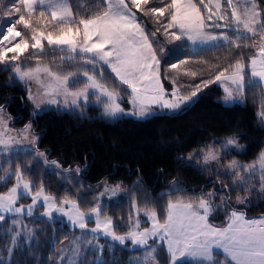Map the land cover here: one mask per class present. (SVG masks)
I'll return each instance as SVG.
<instances>
[{"label":"trees","instance_id":"1","mask_svg":"<svg viewBox=\"0 0 264 264\" xmlns=\"http://www.w3.org/2000/svg\"><path fill=\"white\" fill-rule=\"evenodd\" d=\"M194 1L201 7L206 30L228 33L230 40L241 46L222 42L213 47L194 49L184 37L172 40L164 35L163 25L168 23L171 10L163 17H153L133 9L137 12L138 22L153 41L166 86L180 88L183 93L199 85L193 102L178 111L161 109L147 118L127 113L110 116L105 112L108 101L103 99L100 104H81L70 111L47 110L34 114L28 87L15 77L12 70L15 64L30 69L39 63L56 69L62 75L76 73L72 76L75 82L71 81L70 85L75 90L85 84L83 73L87 71L110 90L119 93L125 110L131 108V89L121 85L105 67L85 64L79 57L61 60V57L70 54L51 47L39 56L29 48L7 70L6 65L0 64V106L7 110L14 127L32 123L41 135L38 151H45L49 160L59 163V167H49L38 160L34 151L5 156L0 161V177L8 173L12 175L6 182L0 180V193L14 185V173L19 168L24 179L35 188H44L59 202L64 199L78 202L84 211H88L99 203L108 183L120 184L127 195L113 203L104 201L101 211L103 217L114 220L117 235L130 232L134 208L146 213L155 210L159 221L164 223L169 201L198 205L200 199H208L215 209L208 220L217 227L228 224L232 211L242 212L248 218L264 216V191H261L259 181L248 179L244 184L236 185L230 175L198 165L201 154L209 149L221 151L224 158H241L247 163L258 161L264 151V115H261L264 112V85L256 83L245 87L242 104L226 105L222 102L224 90L215 81L216 75L225 69V74L233 72L234 65L240 61L249 76L250 60L258 51L256 40L253 35H248L251 39L236 40V23L231 19V8L226 0L222 12L225 18L228 15L226 27L212 25L222 13L212 11V20L209 21L207 17L210 13L199 4V0ZM170 2L150 0L145 7H165ZM254 2L260 10L261 20H264V0ZM15 4L17 0H0V30L4 31L7 17L13 22L21 14L28 18L23 7L19 14L7 11ZM70 6L73 18L77 20L88 18L104 8L102 0H70ZM39 11L40 8H37L31 19L33 26L38 27L36 20L40 19L41 30H52L54 22L48 24L50 14L40 18ZM16 27L31 43L30 31L23 25ZM171 31L176 30L169 29ZM259 33L264 35V32ZM180 61L187 63L180 64ZM172 64H177L178 68L172 69ZM190 72L196 75H189ZM204 81L213 82L205 87ZM228 138H234L236 145L244 147V150L232 149L233 145L226 144ZM194 153L198 154L191 157ZM256 175L250 179L257 178ZM208 193H213L211 198ZM146 213H142L144 217L141 214L138 217L143 219ZM2 216L0 264H57L65 250L78 239L83 243V255L76 264H170L167 246L157 239L155 243L151 240L146 247L132 248L106 238H97L85 229L71 227L63 219L48 218L39 213ZM142 225H147V221ZM99 243L106 244L101 253L96 250ZM149 249H154L155 259L145 261ZM213 261L227 264L224 255L215 254ZM192 264L196 262L192 261Z\"/></svg>","mask_w":264,"mask_h":264},{"label":"snow or ice","instance_id":"2","mask_svg":"<svg viewBox=\"0 0 264 264\" xmlns=\"http://www.w3.org/2000/svg\"><path fill=\"white\" fill-rule=\"evenodd\" d=\"M18 3L23 6L28 18L26 19L25 15L21 14L14 24L7 27L6 33L0 30V64L6 65L5 70L7 67H11L13 62L17 61L19 56L29 48L38 50V56L42 54L45 47L43 42L46 41L48 46H54L62 52L70 53L67 57H61V60H73L79 57L85 64L97 65L103 62L104 65H107L120 84L131 89L130 102L137 109L136 114L141 116L146 114L150 104H160L162 107L171 109L179 108L182 102L197 95L199 85L196 86L195 91L191 92V96L180 97L178 90L174 89L172 92L174 99L165 98V89L161 82L159 69L160 60L157 58L153 41L149 39V35L138 22L137 12H134L133 9L143 11L145 15L151 14L153 17H163L166 12L171 10L168 23L163 25V29L164 35L172 40H181L183 37H187L193 42L200 40L203 43L222 39L236 47L241 46L230 40L227 34L222 37L207 35L204 31L206 27L205 17L201 13V7L194 0H171L165 7L148 8L145 6L150 4V0H102L103 11L78 20L73 18L69 0H18ZM212 3L215 4L216 11L221 9L220 0H208V4H205V0H199V4L210 13L207 17L209 21L212 20L213 9L209 7ZM226 3L231 8V19L237 25L235 29L237 32L236 40L252 38L246 34H239L241 26L245 33H251L253 36L259 32H264V20L257 19L260 13L255 10L254 0H245V3L250 4L251 8L245 9L243 19L234 6L233 0H226ZM37 7L40 8V18H45L50 14L51 19L48 24L54 22L52 30H41L39 27L40 19L36 20L38 27L33 26L31 19ZM7 11L19 14L21 7L13 6ZM218 19H225V14L222 13ZM16 25H23L24 29L30 31L31 43L29 39L22 36L20 31L16 30ZM220 26L216 24V27ZM169 29H176L177 31L169 32ZM152 35L155 36V33ZM17 37H20L19 41L13 43ZM9 53L14 54L9 57ZM185 63L187 61H180V64ZM171 68L176 69L178 65L172 64ZM244 69L245 65L237 61L231 75H225L227 71L225 69L216 75L215 81L222 79L229 81L235 86V91L241 95L245 87L264 82V35L260 36L257 54L250 60L252 80L247 85L245 84L246 73ZM12 70L21 80L29 78L40 83L45 89L43 95L59 94L63 91L65 95L72 96V103L76 104L79 97H84L87 100L89 89H93L99 93V96L107 97L108 102L105 104L107 115L115 116L118 113H123V109L116 102L119 93L110 90L108 86L97 80L94 75H89L87 71L83 73L87 77L84 87L77 91H69V78L76 76V73L70 72L61 75L46 66H40L39 63L34 69L28 71H22L21 66L15 64ZM42 72L49 78L47 84H44L40 79ZM188 74L196 75L195 72ZM212 82L204 81L203 83L206 87ZM224 91L226 100L233 99V89L225 87ZM29 98L33 99L32 96ZM49 103H56V100L52 99ZM261 115H264V112ZM0 127L3 129L0 130V147L6 148L11 138H5L7 123L2 118H0ZM30 127L31 125H26L24 131ZM226 144L234 145L236 141L234 138H228ZM216 159H218L216 152L209 149L204 157L205 162ZM229 167L235 169L241 166L236 161H232ZM259 167L262 172V180H264V153H261L259 157ZM254 168L255 166H249L245 171L253 172ZM14 174L17 178V185L10 189L6 196L0 195V211L19 213L23 210L22 207H13L18 198V188L23 179L19 168H16ZM11 175L12 173H8L5 177H0V180L6 182L11 178ZM23 188L30 191V184L24 183ZM207 195L211 198L213 193ZM40 196H43L48 208H55L56 211L68 215L73 223L79 224V227H86L85 215L75 202L62 201L63 204H72L73 214L65 211L63 207H56L54 198L43 195V189L33 197V204L36 203V198ZM214 210L206 199H200L196 207L192 203L169 201L164 223L159 222L155 210L147 212L146 215L152 220L151 229H145L142 232L131 231L127 234V238L131 240L133 245H147L149 239L158 237L162 245L167 244V252L171 258L170 264H192V261H195L196 264H219V261L212 260L214 252L216 255H224L227 264H264V219L248 220L245 219L243 213L232 211L226 227H215L208 220ZM91 212L97 217L100 215L98 207L92 208ZM30 213L31 206H29ZM45 215L50 216L51 212L47 211ZM3 219L4 217L0 215V220ZM101 226H103L106 235H112L114 240L124 243L126 237L117 236L111 230V219L104 221L97 219L96 228L92 231L96 232ZM136 227L139 228V221H137ZM155 242L153 239V243ZM153 252L154 249H149L148 259H155Z\"/></svg>","mask_w":264,"mask_h":264},{"label":"rangeland","instance_id":"3","mask_svg":"<svg viewBox=\"0 0 264 264\" xmlns=\"http://www.w3.org/2000/svg\"><path fill=\"white\" fill-rule=\"evenodd\" d=\"M222 1L223 0H220L221 4H222ZM17 2H18V0H17ZM233 3H235L237 5V7L239 5H247L248 9L251 8V5L245 3V0H233ZM18 4L19 3L15 4L13 6H20L21 7V5H18ZM210 5L215 8V4L214 3H212ZM257 8H258V6H257ZM223 9H224V7H223ZM258 10H259V8H258ZM219 11H221V10H219ZM257 12H260V10L257 11ZM218 17L219 16L216 17L217 21L213 22L212 25L213 24H217L219 22L220 19H218ZM227 18H228V15L222 21L220 20L221 22L219 23V25H221V27H226L227 26L226 25L227 22H228ZM241 18L243 19L244 15H241ZM257 19L261 20V13H260V16L257 17ZM5 21L7 23L4 25V31L3 32L6 33L7 27L11 26L12 24H14V22H13V19H11L10 17H7L5 19ZM2 27H3V25H2ZM236 28H237V25H236L235 29ZM16 30L19 31L17 29V27H16ZM205 32H206L207 35H209L207 33V31H205ZM239 33L240 34L252 35L251 33H245L242 26L239 29ZM225 34H227L229 36V38H230V35L228 33H225V32H223V33H214V34H211V35H214V36H217V37H222ZM260 36H261L260 33H257L256 35H254L255 40H256L257 50H258V46L260 44ZM18 38L20 39V37H17L16 41H13V43L18 42L19 41ZM222 42H227V41H224L222 39H217L215 41H207V42H203L202 43L200 40H196L195 42L192 41V46H193L194 49H200V48L213 47V46L218 45V44H220ZM5 43H7V42H5ZM48 47H50V46L47 45L46 48L44 47L43 53L46 52L49 49ZM51 48H54V47H51ZM55 49H58V48H55ZM30 51L31 52H35V53L38 52V50H35V49H31ZM98 65H100V67L103 66V64L101 62ZM40 66H42V67L46 66V67L50 68L49 66L43 65V64H41ZM35 67L30 68V69H34ZM103 67H105V66H103ZM50 69L52 71H54V72L59 73L54 68H50ZM246 69H244L245 73H246ZM21 70L22 71H28L29 69H27V68L23 69L22 66H21ZM249 70H250V63H249ZM94 71L96 72L95 68H94ZM108 71L113 75V73L110 70H108ZM102 72L104 73V71H102ZM228 74L231 75L232 72L228 73ZM228 74H225V75H228ZM14 75L20 82H22V83L27 85L28 90H29L28 91V93H29L28 94V98L30 96L33 97V99L29 98V101H30V104H31V107H32V112L34 114H39V113H42V112L47 111V110L70 111L72 108L79 107L81 104H89V103L100 104L103 99L107 101V97L99 96L98 92H95V90H93V89H89V95H88L87 100H85L84 97H79V98H77L76 104H73L72 103L73 97L70 96V95H65L63 93V91H61L59 94H53V95H47L46 96V95H43V92L45 91L44 87H42V85L40 83H37V81L35 79L25 78V79L21 80L19 78V76L15 72H14ZM90 75H92V74H90ZM113 76H115V75H113ZM40 79H41V81L44 82V84H47L48 81H49V78L43 72L40 74ZM85 79L87 81V77ZM73 80H75V77H70L69 78V85H68L69 91H77V90H79V89L84 87V85H83V86H80V88H78L76 90L72 89L70 85H71V81H73ZM250 80H252L251 71H250L249 76H247V74L245 75V84L247 85ZM218 82H219V85L223 88V90H224L225 87H229V88L233 89V99H231V100H226L225 99L226 93L224 91V95L221 98V100H222V102L224 104H226V105H234V104H242V103H244V100H245V97H244V93L245 92L244 91H243L242 95L237 93L235 91V86L232 85L227 80H223L222 79L220 81H217V83ZM258 83H261V84L264 85V82H258ZM175 89L178 90L179 94H183L184 93L183 96H191V92L196 90V88H189V89L186 90V92L180 93V91H182V89H180V88H175ZM94 92H95V94H93ZM197 93H198V91H197ZM93 95H94V97H93ZM98 96H99V99H98ZM183 96H180V97H183ZM92 97H93V99H92ZM195 97H197V96H195ZM195 97H191L190 100L185 101V102L186 103L187 102H191V100H193ZM52 99H55L56 103H49V101L52 100ZM116 102L119 103L120 107L123 109V113H118L115 116H120V115H122L124 113H127V114H131V115H136L137 117H140V118H147V117H151L154 114H157L158 113L157 111H159L161 109H165V107H162L160 104H150V105H148V111L146 112V114L141 116V115L136 114L137 113V109L133 106L132 103H131V108L128 109V110H125L123 108L121 102H120V96H119V98L117 99ZM180 108H177V109L179 110ZM0 109H2V111H0V118H2L7 123V132L5 133V138H9V137L11 138V141H10L9 145L6 148L0 147V161L5 156H8V155H10L12 153H15V152L34 151L37 154L38 160H40L42 162H45L46 164H48L49 167H59V163L58 162L49 160V158L47 156V153L45 151H38L37 147H38V143H39V140L41 138V135L38 134L35 131V128H34L32 123L28 124V125H31V127L27 131H24L25 127H14L13 124H12V118L10 117L9 113L7 112V110L4 107H1V106H0ZM169 112H171V110H169ZM0 130H3L2 127H0ZM232 149H236V150L242 152L244 150V147H241L239 145L234 144ZM215 152H216V154L218 156V159L210 160V161H208L206 163L205 160H204V157L208 153V151H207V152H204V153L201 154L202 159L198 162V165L201 166L203 169H208V170H211L213 172H216V173H219V174H223V175H230L232 177L233 181H234V184H236V185L244 184L248 179H249V181H252V180L259 181L260 184H261V191H264V180H262V172H261V169L259 167V159L256 162L247 163L244 160H242L241 158H232V159L224 158L223 153L221 151H215ZM262 153H264V151ZM197 154L198 153H194V154H192L191 157H194ZM232 161H236L237 164L240 165L241 167H237L235 169L230 168L229 165L231 164ZM53 162H55V163H53ZM249 166H255L253 172L245 171V169L248 168ZM254 174H257L256 175L257 178L250 179ZM241 177H243V180H241ZM15 179H16L15 183L10 189H12L13 187H15L17 185V178H15ZM24 183H29L30 184V191H27V190H25L23 188V184ZM10 189L7 190L6 192L0 193V195L6 196L9 193ZM41 189H43V195L50 196V197L54 198L56 207H63L65 209V211L74 214V210L72 209V204L71 203L63 204L62 201H64V200H68V201H71V202H75V201L70 200V199H64V200L59 202L54 196H52L51 194L47 193V191L44 188H39V189L35 188L34 185L30 181L24 179V177H23V179H22V181L20 183V187L18 188V198H17L15 204L13 205L14 208L22 207L23 210L21 212H19V213L15 212V211H13V212L0 211V213L2 215L18 214V215H22V216L23 215H33V214L39 213L42 216H46L48 218L63 219L65 221H67L68 224L71 227H73V228H81V227H79L78 223H73L72 220L69 219L68 215H65L62 212L56 211L55 208H51V209L48 208L47 204L45 203V201L43 199V196L37 197L36 198V203L33 204V197L36 196V193L39 192ZM126 193H127L126 189L122 185L115 184V183H108L106 191L101 195L100 201L96 205V207H98L100 209L99 217H97L94 213H92L91 209H89L88 211H84L80 207L79 203L75 202L79 206L80 211L83 212L84 215H85L84 223H85L86 227L85 228H81V229H85L87 232L92 233L97 238H106V239H109L111 241L119 242L120 244H122L119 240H114L112 235H106L105 231L103 229V226H101V228L99 230H97L96 232H93L92 229L96 228L97 219H99L100 221H104L105 219H111V221H112V229L111 230L115 233V235H117V233L115 231L114 220L111 217H103L101 215V211H102V207H103V202L104 201L110 202V203L116 202L119 199L125 197L127 195ZM206 200H208V199H206ZM184 203H186V202H184ZM209 204H210V202H209ZM29 206H31V213L30 214H29ZM193 206L196 207L198 205L197 204H193ZM47 211L51 212L50 216L49 215H45V212H47ZM142 213L145 214L146 212L145 211H141L140 209L134 208V217L130 220V223H131L130 232L131 231H141L142 232L145 229H151L152 220L147 215L143 219H140L138 217L139 214L142 215ZM238 213H242V212H238ZM243 215L248 220H251V219H258V220L259 219H264V216H259V217H256V218H248V217H246L245 214H243ZM157 219L159 220L158 214H157ZM137 221H139V228L136 227ZM145 221H147V225H142V223L145 222ZM160 223H162V222H160ZM226 226H224V227H226ZM215 227H217V226H215ZM117 236H125L126 239H125L123 245L131 246L132 248L146 247V246L149 245L150 241L153 240V239H155V240L157 239L158 242L161 244V242H160L158 237L153 238V239H149L147 245H133L131 240L129 238H127V235H117ZM166 246H167V244H166ZM105 247H106V244L99 243L97 248H96V250L99 253H101V252L104 251ZM81 255H83V243L78 239L77 241L75 240L73 242L71 247H69L68 249L65 250V252L61 255V258L58 260L57 264H76L77 261L82 257ZM148 257H149V252H146L145 261H146V259H148Z\"/></svg>","mask_w":264,"mask_h":264},{"label":"crops","instance_id":"4","mask_svg":"<svg viewBox=\"0 0 264 264\" xmlns=\"http://www.w3.org/2000/svg\"><path fill=\"white\" fill-rule=\"evenodd\" d=\"M195 2V1H194ZM224 2H225V0H223L222 1V7H221V11H216V9L214 8V7H212L211 5H209L212 9H213V11H215L216 13H218V14H221L222 12H223V6H224ZM18 3V2H17ZM69 3H70V0H69ZM255 3V2H254ZM234 4V6L237 8V10H238V12L240 13V15H243L244 14V12H245V9L248 7L247 5H239L238 7H237V5L235 4V3H233ZM19 5V4H18ZM255 5H256V3H255ZM22 7V6H21ZM37 8H39V7H37ZM36 8V9H37ZM256 11H259L258 10V8H257V6H256ZM260 13V12H259ZM176 30V29H175ZM177 31V30H176ZM204 31H207V33L209 34V35H211V34H214L213 32H210V31H208V30H206V27H205V29H204ZM206 33V32H205ZM184 38H186L187 39V37H184ZM19 39V38H18ZM188 40V39H187ZM189 41V43L191 44V46H192V40H188ZM44 43V45H45V48H46V46H47V42L45 41V42H43ZM54 47V46H53ZM193 47V46H192ZM55 48V47H54ZM70 54V53H69ZM90 55V54H89ZM102 64H103V62H101ZM103 66H105L108 70H110L111 71V69L107 66V65H104L103 64ZM159 69H160V65H159ZM113 75H115L114 73H113ZM161 75V74H160ZM229 75V74H228ZM161 82H162V84H163V86H164V89H165V98L166 99H169V100H172V99H174L173 97H172V92H173V90L175 89V87H169L168 88V86H166V84H165V82H164V80H163V78H162V76H161ZM177 90V89H176ZM180 93H182V91H180ZM180 96H183V94H179ZM196 98V97H195ZM194 98V99H195ZM193 99V100H194ZM193 100H191V102H182L181 103V105H180V107L181 108H183V107H185V106H187V105H189V104H191L192 102H193ZM185 105V106H184ZM179 107V108H180ZM180 108V109H181ZM179 109V110H180ZM169 111V110H171V112H173V111H178V109L177 108H175V109H171V108H165L164 109V111ZM246 219V218H245ZM165 245H166V243H165ZM214 257H215V252H214V254H213V257H212V259H214Z\"/></svg>","mask_w":264,"mask_h":264},{"label":"bare ground","instance_id":"5","mask_svg":"<svg viewBox=\"0 0 264 264\" xmlns=\"http://www.w3.org/2000/svg\"><path fill=\"white\" fill-rule=\"evenodd\" d=\"M13 248V247H12Z\"/></svg>","mask_w":264,"mask_h":264}]
</instances>
